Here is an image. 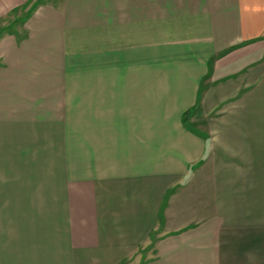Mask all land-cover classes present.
Masks as SVG:
<instances>
[{
  "label": "crops",
  "instance_id": "crops-1",
  "mask_svg": "<svg viewBox=\"0 0 264 264\" xmlns=\"http://www.w3.org/2000/svg\"><path fill=\"white\" fill-rule=\"evenodd\" d=\"M0 264H264V0H0Z\"/></svg>",
  "mask_w": 264,
  "mask_h": 264
},
{
  "label": "rangeland",
  "instance_id": "rangeland-1",
  "mask_svg": "<svg viewBox=\"0 0 264 264\" xmlns=\"http://www.w3.org/2000/svg\"><path fill=\"white\" fill-rule=\"evenodd\" d=\"M25 14V12L24 11H21V12H17L16 14H14L13 13V15L11 16V18L8 20V22H13V23H15L14 22V20L15 19H21L22 17L21 16H23ZM5 180H6V178H5ZM21 184H18L19 185V187H20V190H19V192H18V194H19V197L21 198V195L24 193V192H22L23 191V188L25 187V185H26V183L25 182H20ZM7 183L5 182L4 183V201L3 202H22L21 200L20 201H12L11 200V197H10V195L9 194H6V190H5V188L7 187ZM25 190V189H24ZM24 202H26V201H24Z\"/></svg>",
  "mask_w": 264,
  "mask_h": 264
},
{
  "label": "trees",
  "instance_id": "trees-1",
  "mask_svg": "<svg viewBox=\"0 0 264 264\" xmlns=\"http://www.w3.org/2000/svg\"><path fill=\"white\" fill-rule=\"evenodd\" d=\"M39 3H40V1H39Z\"/></svg>",
  "mask_w": 264,
  "mask_h": 264
}]
</instances>
